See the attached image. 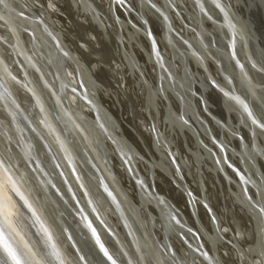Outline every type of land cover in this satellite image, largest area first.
Listing matches in <instances>:
<instances>
[{"label": "clouds", "instance_id": "obj_1", "mask_svg": "<svg viewBox=\"0 0 264 264\" xmlns=\"http://www.w3.org/2000/svg\"><path fill=\"white\" fill-rule=\"evenodd\" d=\"M0 264H264V0H0Z\"/></svg>", "mask_w": 264, "mask_h": 264}, {"label": "bare ground", "instance_id": "obj_2", "mask_svg": "<svg viewBox=\"0 0 264 264\" xmlns=\"http://www.w3.org/2000/svg\"><path fill=\"white\" fill-rule=\"evenodd\" d=\"M118 14L122 15V10L119 9V6L117 5Z\"/></svg>", "mask_w": 264, "mask_h": 264}]
</instances>
